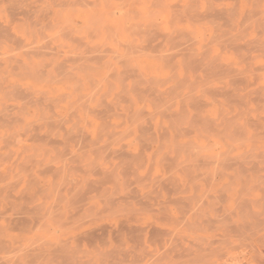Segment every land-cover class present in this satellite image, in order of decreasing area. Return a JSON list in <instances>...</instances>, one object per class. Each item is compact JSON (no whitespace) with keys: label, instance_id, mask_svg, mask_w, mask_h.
I'll return each instance as SVG.
<instances>
[{"label":"rangeland","instance_id":"374dc122","mask_svg":"<svg viewBox=\"0 0 264 264\" xmlns=\"http://www.w3.org/2000/svg\"><path fill=\"white\" fill-rule=\"evenodd\" d=\"M77 1L0 0V264H264V0Z\"/></svg>","mask_w":264,"mask_h":264},{"label":"bare ground","instance_id":"6f19581e","mask_svg":"<svg viewBox=\"0 0 264 264\" xmlns=\"http://www.w3.org/2000/svg\"><path fill=\"white\" fill-rule=\"evenodd\" d=\"M13 1H14V0H13ZM25 1H26V0H25ZM34 1H35V0H34ZM43 1H44V0H43ZM62 1H63V0H62ZM78 1H79V0H78ZM78 1H77V2H78ZM84 1H85V0H84ZM122 1H123V0H122ZM122 1H121V2H122ZM128 1H129V0H128ZM190 1H191V0H190ZM193 1H194V0H192L191 2H193ZM198 1H199V0H198ZM53 2H54V1H53ZM81 2H82V1H81ZM86 2H87V1H86ZM123 2H124V1H123ZM126 2H127V1H126ZM126 2H125V4H126ZM153 2H154V1H153ZM159 2H160V1H159ZM161 2H162V1H161ZM194 2H195V1H194ZM55 3H56V2H55ZM84 3H85V2H83V4H84ZM89 3H90V2H89ZM89 3H88V4H89ZM127 3H128V2H127ZM135 3H136V2H135ZM206 3H207V2H206ZM258 3H259V2H258ZM14 4H15V3H14ZM17 4H18V3H17ZM74 4H75V3H74ZM81 4H82V3H81ZM85 4H86V3H85ZM90 4H93V3L91 2ZM98 4H99V2H98ZM122 4H123V3H122ZM195 4H196V3H195ZM195 4H192V5H195ZM210 4H211V3H209V6H210ZM58 5H59V4H58ZM96 5H97V4H96ZM96 5H95V6H96ZM106 5H107V4H106ZM126 5H128V4H126ZM126 5H125V6H126ZM151 5H152V4H151ZM153 5H154V3H153ZM174 5H175V4H174ZM192 5H191V6H192ZM11 6H12V5H11ZM27 6H28V5H27ZM30 6H31V5H30ZM30 6H29V7H30ZM87 6H88V5H87ZM92 6L94 7V5H92ZM109 6H110V5H109ZM162 6H163V5H162ZM171 6H172V5H171ZM180 6H181V5H180ZM33 7H34V6H33ZM47 7H48V6H47ZM47 7H45V8H47ZM118 7H119V6H118ZM186 7H188V6H186ZM211 7H212V6H211ZM214 7H215V6H214ZM34 8H35V7H34ZM48 8H49V7H48ZM89 8H90V7H89ZM122 8H124V7H122ZM231 8H232V7H231ZM43 9H44V8H43ZM184 9H185V5H184ZM205 9H206V8H205ZM214 9H215V8H214ZM220 9L222 10V12H221ZM220 9H219V10L216 9V10L220 11V14H222L223 12H224V13L226 12V10L223 11L222 8H220ZM28 10H29V9H28ZM28 10H27V12H28ZM47 10H48V9H47ZM47 10H45V12H47ZM113 10H114V7H113ZM113 10H111V11H113ZM118 10H119V9H118ZM123 10H124V9H123ZM127 10H128V9H127ZM181 10H183V9H181ZM181 10H180V12H181ZM190 10H191V9H190ZM216 10H214L213 13H215ZM227 10H228V8H227ZM29 11H31V10H29ZM111 11H109V12H111ZM114 11H115V10H114ZM206 11H207V10H206ZM218 11H216L217 14H219ZM96 12H98V10H97ZM255 12H256V11H255ZM98 13H99V12H98ZM123 13H124V12H123ZM176 13H177V12H176ZM205 13H207V12H205ZM211 13H212V12H211ZM216 13H215V15H216ZM57 14H58V13H57ZM102 14H103V12H102ZM109 14H111V13H109ZM148 14H149V13H148ZM179 14H180V13H179ZM179 14H178V15H179ZM182 14H183V12H182ZM182 14H181V15H182ZM187 14H188V12H187ZM195 14H196V13H195ZM91 15H92V14H91ZM188 15H189V14H188ZM188 15H187V16H188ZM196 15H197V14H196ZM224 15H226V13H225ZM228 15L231 16V13L229 14V12H228ZM228 15H227V16H228ZM60 16H61V14H60ZM118 16H119V15H118ZM127 16H128V15H127ZM172 16H173V15H172ZM184 16H185V15H184ZM227 16H226V17H227ZM230 16H229V17H230ZM94 17H95V16H94ZM94 17H92V18H94ZM98 17H99V16H98ZM180 17H181V16H180ZM226 17H225V18H226ZM152 18H153V17H152ZM227 18H228V17H227ZM97 19H98V18H97ZM120 19H121V18H120ZM125 19H126V18H125ZM169 19H170V18H169ZM228 19H229V18H228ZM228 19H226V20H228ZM99 20H100V19H99ZM101 20H102V19H101ZM150 20H152V19H150ZM92 21H93V20H92ZM94 21H95V20H94ZM94 21H93V22H94ZM96 21H97V20H96ZM119 21H120V20H119ZM128 21H129V20H128ZM153 21H154V20H153ZM229 22H231L230 19H229ZM240 22H241V21H240ZM96 23H98V22H96ZM129 23H130V22H129ZM151 23L153 24L154 22H151ZM156 23H157V22H156ZM224 24H225V22H224ZM229 24H230V23H229ZM110 25H111V24H110ZM234 25L236 26V24H234ZM234 25H233V26H234ZM241 25H242V24H241ZM63 26H64V25H63ZM107 26H109V25H107ZM111 26H112V25H111ZM226 26H228V24H227ZM229 26H231V24H230ZM65 27H66V26H65ZM242 27H243V26H242ZM65 29H66V28H65ZM67 29H68V28H67ZM111 29H112V28H111ZM148 29L151 30L150 27H149ZM154 29H155V28H154ZM241 29H242V28H241ZM241 29H240V30H241ZM245 29H246V28H245ZM72 30H73V29H72ZM77 30H78V29H77ZM108 30H109V29H108ZM150 30H148V31L150 32ZM152 30H153V29H152ZM152 30H151V32H152ZM182 30H183V29H182ZM3 31H4V30H3ZM79 31H80V29H79ZM109 31H111V30H109ZM109 31H107V32L109 33ZM227 31H228V30H227ZM70 32H71V31H70ZM94 32H95V30H94ZM140 32H141V31H140ZM155 32H156V29H155ZM155 32H153V33H155ZM65 33H66V32H65ZM72 33H73V32H72ZM108 33H107V36H108ZM113 33H114V31H113ZM133 33H134V32H133ZM133 33H132V34H133ZM153 33H152V35H154V36H156V35H160V34L163 35V33H160V32H159V34H158V32H157L156 35L153 34ZM164 33H165V32H164ZM177 33H178V32H177ZM230 33H231V32H230ZM66 34H67V33H66ZM69 34H70V33H69ZM90 34H91V32H90ZM115 34H116V32H115ZM132 34H131V35H132ZM139 34H140V33H139ZM139 34H138V35H139ZM149 34H151V33H149ZM149 34H148V35H149ZM55 35H56V34H55ZM57 35H58V33H57ZM61 35H62V33H61ZM64 35H65V34H64ZM162 35H161V36H162ZM91 36L94 37L93 35H91ZM132 36H133V35H132ZM170 36H172V35H170ZM234 36L236 37V35H234ZM66 37H67V36H66ZM81 37H84V36H81ZM145 37H146V36H145ZM149 37H150V38H151V37L153 38V36H149ZM163 37H164V36H163ZM227 37H228V36H227ZM229 37H231V35H230ZM237 37H238V34H237ZM73 38H74V37H73ZM75 38H76V37H75ZM78 38H79V37H78ZM150 38H149V39H150ZM167 38H168V37H167ZM169 38H170V37H169ZM175 38H176V37H175ZM232 38H234V37H231V39H232ZM153 39H155V38H153ZM164 39H166V37H164ZM172 39L174 40V38H172ZM74 40H75V39H74ZM78 40H79V39H78ZM142 40H144V39H142ZM150 40L152 41V39H150ZM150 40H149V41H150ZM166 40H167V39H166ZM128 41H129V40H128ZM159 41H160V40H159ZM159 41H158V42H159ZM126 42H127V41H126ZM147 42H148V41H147ZM170 42H172V41H170ZM149 43H150V42H149ZM149 43H148V45H150ZM159 43H161V42H159ZM175 43H176V42H175ZM246 43H247V42H246ZM246 43H245V44H246ZM104 44H105V43H104ZM126 44H128V42H127ZM206 44H208V43H206ZM237 44H238V42H237ZM240 44H241V43H240ZM59 45H60V44H59ZM82 45H83V44H82ZM84 45H88V44H84ZM130 45H131V44H130ZM153 45H155V44H153ZM156 45H157V44H156ZM159 45H160V44H159ZM60 46H61V45H60ZM63 46H65V45H63ZM89 46H90V45H89ZM128 46H129V45H127V47H128ZM138 46H139V45H138ZM173 46H175V45H173ZM94 47H95V45H94ZM94 47H93V48H94ZM96 47H97V46H96ZM125 47H126V46H125ZM130 47H131V46H130ZM130 47H129V48H130ZM133 47H135V46H133ZM136 47H137V46H136ZM155 47H156V46H154V48L152 47L153 50L156 49ZM157 47H158V46H157ZM161 47H165V45H164V46H161ZM171 47H172V46H171ZM176 47H178V46H176ZM91 48H92V46H91ZM98 48H99V46H98ZM104 48H105V47H104ZM137 48H138V47H137ZM137 48H136V49H137ZM159 48H160V46H159ZM183 48H184V47H183ZM249 48H250V47H249ZM28 49H29V48H28ZM54 49H55V47H54ZM85 49H86V48H85ZM126 49H127V48H126ZM141 49H142V48H141ZM146 49H149V48H146ZM174 49H178V48H174ZM30 50H31V49H30ZM39 50H40V49H39ZM44 50H45V49H44ZM68 50H69V49H68ZM90 50H92V49H90ZM90 50H89V51H90ZM100 50H101V49H100ZM127 50H128V49H127ZM139 50H140V48H139ZM170 50H171V49H170ZM193 50H194V49H193ZM193 50H192V51H193ZM48 51H49V50H48ZM58 51H59V50H58ZM69 51H70V50H69ZM146 51H147V50H146ZM155 51H156V50H155ZM166 51H167V50H166ZM195 51H196V50H195ZM95 52H96V51H95ZM100 52H101V51H100ZM131 52H132V51H131ZM158 52H159V51H157V53H158ZM170 52H171V51H170ZM177 52H178V51H177ZM177 52H176V53H177ZM202 52H203V51H202ZM60 53H61V52H60ZM87 53H88V49H87ZM90 53H91V52H90ZM93 53H94V52H93ZM164 53H165V52H164ZM168 53H169V52H168ZM174 53H175V52H174ZM183 53H184V52H183ZM186 53H187V50H186ZM74 54H75V53H74ZM76 54H77V53H76ZM78 54H79V53H78ZM80 54H81V53H80ZM85 54H86V53H85ZM98 54H99V52H98ZM150 54H151V53H150ZM178 54H180V53H178ZM187 54H188V53H187ZM71 55H72V54H71ZM81 55H84V54H81ZM101 55H102V52H101ZM159 55H160V54H159ZM163 55H165V54H163ZM171 55H172V54H170V56H171ZM184 55H185V54H184ZM197 55H198V54H197ZM99 56H100V54H99ZM153 56H154V55H153ZM173 56H174V54L172 55V57H173ZM186 56H187V55H186ZM188 56H189V55H188ZM67 57H68V56H67ZM69 57H70V56H69ZM102 57H103V56H102ZM172 57H171V58H172ZM71 58H72V57H71ZM71 58H70V59H71ZM74 58H75V57H74ZM161 58H162V57H161ZM166 58H167V57H166ZM63 59H65V58H63ZM63 59H62V61H64ZM100 59H101V58H100ZM163 59H164V58H163ZM169 59H170V58H169ZM189 59H190V58H189ZM189 59H188V62L186 61V63H189ZM192 59H193V58H191L190 61H191ZM67 60H68V59H67ZM192 61H193V60H192ZM30 62H31V61H30ZM56 62H57V60H56ZM184 62H185V61H184ZM193 62H194V63H191V64H195V63H196V61H193ZM58 63H59V62H58ZM129 64H130V63H129ZM56 65H57V64H56ZM173 65H174V64H173ZM173 65H172V66H173ZM186 65H187V64H185V66H186ZM54 66H55V65H54ZM58 66H59V65H58ZM58 66H57V68H58ZM62 66H63V63H62ZM67 66H68V65H67ZM67 66H64V68H66ZM174 66H175V65H174ZM183 66H184V65H183ZM191 66H192V65H191ZM191 66H190V67H191ZM59 67H61V66H59ZM71 67H72V66H71ZM93 67H95V65H94ZM193 67H194V66H193ZM193 67H192V68H193ZM207 67H208V69H211V68H209L210 66H207ZM212 67H213V66H212ZM27 68H28V67H27ZM55 68H56V66H55ZM62 68H63V67H61V69H62ZM173 68H175V67H173ZM203 68H204V67H203ZM186 69H187V68H186ZM243 69H244V68H243ZM64 70H65V69H64ZM194 70H195V69H194ZM59 71H60V70H59ZM67 71H68V70H67ZM172 71H174V70H172ZM63 72H64V71H63ZM185 72H186V71H185ZM206 72H208V71H206ZM240 72H241V71H240ZM58 73H59V72H58ZM60 73L62 74V72H60ZM65 73H66V71H65ZM238 73H239V72H238ZM50 75H51V74H50ZM59 75H60V74H59ZM71 75H72V74H71ZM241 75H242V74H241ZM243 75H244V74H243ZM234 76H235V75H234ZM237 76H238V75H237ZM51 77H52V76H51ZM74 77H75V76H74ZM178 77L183 79V83H184V81H186V79L183 78L184 76H182V77L178 76ZM185 77H186V76H185ZM239 77H240V76H239ZM239 77H238V79H237V78H236V79L239 80V79H240ZM54 78H55V77H54ZM62 78H63V77H62ZM75 78H76V77H75ZM148 79H149V78H148ZM182 79H179V80L182 81ZM54 80H55V79H54ZM54 80H53V81H54ZM179 80H177V81L179 82ZM242 80H243V79H242ZM50 81H51V80H50ZM140 81H141V80H140ZM181 81H180V83H181V85H182V82H181ZM187 81H188V80H187ZM187 81H186V82H187ZM193 81H194V80H192V82H193ZM231 81H233V80H231ZM178 82H177V84H178ZM186 82H185V83H186ZM190 82H191V81H190ZM194 82H195V81H194ZM180 83H179V84H180ZM179 84H178V85H179ZM186 84H187V83H186ZM178 85H177V87H178ZM181 85H179V87H181ZM183 85H184V84H183ZM204 85H205V84H204ZM204 87H205V86H204ZM154 88H155V86H154ZM200 88H201V87H200ZM15 90H16V89H15ZM74 90H75V89H74ZM18 92H19V91H18ZM63 93H64V92H63ZM65 93H66V92H65ZM65 93H64V94H65ZM67 93H68V92H67ZM160 93H161V92H160ZM162 93H164V92H162ZM5 94H6V93H5ZM64 94H63V95H64ZM21 96H22V95H21ZM155 97H156V96H155ZM159 98H160V97H159ZM21 99H22V98H21ZM78 99H80V98H78ZM157 99H158V98H157ZM23 100H24V99H23ZM162 100H163V98H162ZM78 101H79V100H78ZM158 101H159V100H158ZM74 102H75V101H74ZM69 103H70V102H69ZM77 103H78V102H77ZM71 106H72V105H71ZM73 108H74V107H73ZM2 109H4V108H2ZM8 110H9V108H8ZM69 112H70V110H69ZM74 113H75V112H74ZM7 114H8V113H7ZM55 114H56V113H55ZM70 114H71V113H70ZM42 117H43V116H42ZM1 118H2V117H1ZM17 118L19 119L18 116H17ZM39 118L41 119V117H39ZM45 118H46V117H45ZM49 118L51 119V117H49ZM12 119H13V118H12ZM14 119H15V118H14ZM43 119H44V118H43ZM59 119H60V118H59ZM37 120H38V119H37ZM46 120H47V119H46ZM66 120H67V119H66ZM11 121H12V120H11ZM20 121H21V120H20ZM50 122H51V121H50ZM222 123H223V121H222ZM60 124H61V123H60ZM27 125H28V124H27ZM29 125H30V124H29ZM57 125H58V124H57ZM227 125H228V124H227ZM224 126H225V125H224ZM97 128H98V127H97ZM70 129H71V128H70ZM196 129H197V128H196ZM71 130H72V129H71ZM101 130H102V129H101ZM103 130H104V129H103ZM103 130H102V131H103ZM107 130H108V129H107ZM98 131H99V130H98ZM71 132H72V131H71ZM24 133H25V132H24ZM64 133H65V132H64ZM76 135H77V134H76ZM98 135H100L99 132H98ZM101 135H103V134H101ZM101 135H100L99 137H101ZM67 136H68V135H67ZM67 136H65V137L68 138V140H69V137H70V136H68V137H67ZM71 136H72V135H71ZM74 136H75V135H74ZM72 138H73V136H72ZM108 138H110V137H108ZM56 139H57V138H56ZM70 139H71V138H70ZM53 140H54V139H53ZM68 140H67V141H68ZM71 140H72V139H71ZM58 142H59V141H58ZM76 142H77V141H76ZM80 142H81V141H80ZM80 142H79V143H80ZM94 142H95V141H94ZM110 142H111V141H110ZM68 143H69V142H68ZM77 143H78V142H77ZM79 143H78V144H79ZM60 144H61V142H60ZM81 144H82V143H81ZM105 144H106V143H105ZM107 144H108V143H107ZM8 145H9V144H8ZM83 145H84V144H83ZM178 145H179V144H178ZM55 146H56V145H55ZM64 146H65V145H64ZM66 146H67V145H66ZM104 146H105V145H104ZM56 147H57V146H56ZM80 147H81V146H80ZM95 147H96V146H95ZM54 148H55V147H54ZM67 148H68V147H67ZM175 148H176V147H175ZM177 148H178V147H177ZM177 148H176V149H177ZM35 149H36V148H35ZM63 149H65V148H63ZM55 151H56V149H55ZM60 151H61V150H60ZM67 151H68V150H67ZM58 152H59V151H58ZM62 152H63V151H62ZM63 153H64V152H63ZM39 154H40V153H39ZM56 154L59 155V153H56ZM34 155H35V153H34ZM34 155H33V156H34ZM61 155H62V153H61ZM63 155H64V154H63ZM76 155H78V154H76ZM29 156H30V155H29ZM35 156H36V155H35ZM71 156H73L72 153H71ZM61 157H63V156H61ZM31 158H32V157H31ZM31 158H30V159H31ZM70 158H71V157H70ZM17 159H18V157H17ZM60 159H61V158H60ZM64 159H65V157H64ZM28 160H29V159H28ZM40 160H41V159H40ZM40 160H39V161H40ZM54 160H55V157L53 158V161H54ZM77 160H78V159H77ZM13 162H14V161H13ZM37 162H38V161H37ZM21 164H22V163H20V165H21ZM26 164H27V163H26ZM64 164H66V163H64ZM39 165H40V164H39ZM41 165H42V163H41ZM32 166H34V165L32 164ZM43 166H44V165H43ZM52 166H53V165H52ZM7 167H8V165H7ZM22 167H23V166H22ZM27 167H28V166H27ZM45 167H46V166H45ZM59 167L61 168L62 166H59ZM23 168H24V167H23ZM23 168H22V169H23ZM47 168H48V167H47ZM47 168H46V169H47ZM50 168H51V167H50ZM7 169H8V168H7ZM24 170H25V169H24ZM43 170H44V169H43ZM57 170H58V169H57ZM18 171H20V170H18ZM25 172H26V171H25ZM14 173H15V172H14ZM16 174H17V173H16ZM18 174H19V173H18ZM8 175H9V174H8ZM29 175H31V174H29ZM32 175H33V174H32ZM32 175H31V177H32ZM67 175H68V174H67ZM0 176H2V175H0ZM2 177H3V176H2ZM2 177H1V178H2ZM5 177H6V176H5ZM14 177H15V176H14ZM28 177H29V176H28ZM18 178H19V177H18ZM20 178H21V176H20ZM53 178H54V177H53ZM29 179H30V178H29ZM2 180L4 181V177L2 178ZM15 180H16V179H15ZM26 180H27V179H26ZM37 181H38V180H37ZM66 181H67V180H66ZM20 182H21V181H20ZM30 182H31V181H30ZM5 183H6V182H5ZM14 183H15V182H14ZM16 183H17V180H16ZM26 183H27V181H26ZM28 183H29V182H28ZM35 183H36V182H35ZM60 183H61V182H60ZM11 184H12V183H11ZM9 185H10V184H9ZM27 185H29V184H27ZM32 185H33V184H32ZM2 186H3V185H2ZM13 186H14V185H13ZM30 186H31V185H30ZM0 187H1V186H0ZM27 187H28V186H27ZM37 187H38V186H37ZM63 187H64V184H63ZM60 188H62V187H59V189H60ZM1 189H3V188L1 187ZM8 190H9V189H8ZM2 191H3V190H2ZM9 192H10V191H9ZM9 192H8V193H9ZM11 194H12V193H11ZM20 194H21V193H20ZM21 196H22V195H21ZM25 196H26V195H25ZM61 196H62V195H61ZM61 196H60V198H61ZM32 197H33V196H32ZM56 197H57V196H56ZM60 198H59V200H60ZM55 199H56V198H55ZM55 199H54V200H55ZM57 199H58V198H57ZM60 201H61V200H60ZM65 201H67V200H65ZM57 202H58V201H57ZM61 202H62V201H61ZM69 202H70V201H69ZM55 203H56V202H55ZM57 204H58V203H57ZM57 204H56V206H57ZM60 204H61V203H60ZM60 204H59L58 206H60ZM35 205H36V204H35ZM52 205H53V204H52ZM52 205H51V206H52ZM54 205H55V204H54ZM54 205H53V206H54ZM71 205H72V204H71ZM33 206H34V205H33ZM60 207H61V206H60ZM69 207H70V206H69ZM35 209H38V207L35 208ZM26 210H27V209H26ZM26 210H25V211H26ZM68 210H69V209H68ZM15 211H16V210H15ZM21 212H22V211H21ZM26 212H27V211H26ZM29 212H30V211H29ZM18 213H20V212H18ZM24 214H25V213H24ZM21 215H23V214L21 213ZM25 215H26V214H25ZM18 216H19V215H18ZM16 217H17V216H16ZM19 219H20V218H19ZM24 219H25V218H24ZM25 220H26V219H25ZM27 222H28V221H27ZM21 223H22V222H21ZM120 223H122V222H120ZM18 224H19V223H18ZM23 224H24V223H23ZM44 224H45V223H44ZM46 224H47V223H46ZM245 224H246V222H245ZM225 225H226V224H225ZM242 225H243V224H242ZM25 226H27V225H25ZM103 226H104V225H103ZM230 226H231V225H230ZM101 227H102V226H100L99 228H101ZM135 227H136V226H135ZM154 228H155V227H154ZM225 228L227 229L226 226H225ZM231 228H232V226H231ZM235 228H236V227H235ZM23 229H24V228H23ZM38 229H39V228H38ZM105 229H106V227H105ZM233 229H234V226H233ZM233 229H232V230H233ZM236 229H237V228H236ZM101 230H102V228H101ZM103 230H104V229H103ZM152 230H153V228H152ZM228 230H229V229H228ZM230 230H231V229H230ZM89 231H90V230H89ZM236 231H238V230H236ZM101 232H102V231H101ZM229 232H231V231H229ZM85 233H86V232H85ZM85 233H84V234H85ZM91 233H92V232H91ZM104 234H105V233H104ZM85 235H86V234H85ZM90 235H91V234H90ZM92 235H93V233H92ZM92 237H93V236H92ZM224 237H225V236H224ZM36 240H37V239H36ZM5 241H6V240H5ZM93 241H94V240H93ZM211 242H212V240L210 241V244H211ZM1 244H3V243H1ZM210 244H209V245H210ZM204 246H205V245H204ZM211 246H213V245H211ZM208 247H209V246H208ZM214 247H215V246H214ZM218 247H219V246H218ZM206 248H207V246H206ZM215 248H216V247H215ZM215 248H214V249H215ZM212 249H213V248H212ZM56 250H57V249H56ZM195 250H196V249H195ZM197 250H198V249H197ZM197 250H196V252H195L194 250H193V251H194L195 253H197ZM203 250H204V248H203ZM209 250H210V249H209ZM215 250H216V249H215ZM217 250H219V249H217ZM193 251L191 252L192 255L194 254ZM72 252H73V251H72ZM74 252H75V251H74ZM189 252H190V250H189ZM199 252H200V251H199ZM204 252H206V251L204 250ZM201 253H202V252H201ZM210 253H212V252H210ZM214 253H215V252H213L212 256L215 255ZM7 254H8V253H7ZM181 254H182V253H181ZM189 254H190V253H189ZM189 254H187V255H189ZM199 254H200V253H199ZM196 255H197V254H196ZM216 255H217V254H216ZM193 256H194V255H193ZM197 256H198V255H197ZM199 256H200V259H201V256H203V255L200 254ZM207 257H208V256H207ZM210 257H211V256H210ZM191 258H193V257L191 256ZM202 258H203V257H202ZM204 258H205V257H204ZM189 259H190V258H189ZM194 259L196 260V258H194ZM192 260H193V259H191V261H192ZM195 260H194V261H195ZM197 260H198V259H197ZM201 260H202V259H201ZM210 260H212V259H210ZM194 261H192V262H194ZM198 261H199V263H200V260H198ZM198 261H197V262H198ZM166 262H167V261H166ZM169 262H170V261H169ZM169 262H168V264H169ZM195 262H196V261H195ZM199 263H198V264H199ZM211 263H212V262H211ZM161 264H163V263H161ZM164 264H165V263H164ZM209 264H210V263H209Z\"/></svg>","mask_w":264,"mask_h":264}]
</instances>
